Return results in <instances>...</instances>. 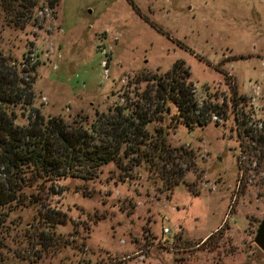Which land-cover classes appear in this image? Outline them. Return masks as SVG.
<instances>
[{
	"label": "rangeland",
	"instance_id": "obj_1",
	"mask_svg": "<svg viewBox=\"0 0 264 264\" xmlns=\"http://www.w3.org/2000/svg\"><path fill=\"white\" fill-rule=\"evenodd\" d=\"M21 24L0 3V52L39 60L33 106L46 117L93 122L111 113L114 91L145 88L136 82L166 76L179 60L200 103L216 92L230 100V83L247 103L245 116L227 104L219 123L171 128L168 142L195 162L168 166L162 180L147 165L126 173L115 164L95 180H61L49 207L66 223L33 247L17 245L15 230L4 264H264L254 241L264 219V0H58ZM181 169V184L168 189ZM36 213L19 210L8 223L30 227Z\"/></svg>",
	"mask_w": 264,
	"mask_h": 264
},
{
	"label": "trees",
	"instance_id": "obj_2",
	"mask_svg": "<svg viewBox=\"0 0 264 264\" xmlns=\"http://www.w3.org/2000/svg\"><path fill=\"white\" fill-rule=\"evenodd\" d=\"M57 1L0 0V3L13 21L24 26V21L29 23L44 3L54 8ZM38 20L35 16V21ZM30 54L24 53L19 60L0 52V264L8 261L6 239L15 230L21 238L15 240L17 245L27 240L33 247L46 231L66 223L64 211L49 207L50 197L61 194V180H95L109 164L126 173L147 165L151 173H162V180L171 171L168 166L176 168L181 160L195 162L192 150L173 147L168 142L171 128L184 124L195 129L208 125L214 117L219 123L217 120L229 114L227 104L237 117L246 114L239 105H246L247 98L237 97L233 83L230 87L234 95L230 100L225 97L220 102L218 92L206 90L210 98L200 103L189 69L179 60L166 76L154 75L136 82V85L147 83L145 88L128 86L122 92L114 91L118 98L111 113L98 114L93 122L83 115V121L67 123L62 116L46 117L33 106V85L40 62ZM18 108L28 119L26 125L16 122ZM172 174L167 183L170 190L181 184L183 170ZM193 185L189 183V190L200 193ZM31 207L37 213L30 227L21 220L8 223L14 213Z\"/></svg>",
	"mask_w": 264,
	"mask_h": 264
},
{
	"label": "water",
	"instance_id": "obj_3",
	"mask_svg": "<svg viewBox=\"0 0 264 264\" xmlns=\"http://www.w3.org/2000/svg\"><path fill=\"white\" fill-rule=\"evenodd\" d=\"M255 243L260 247V249L264 252V219L259 224L256 236L254 238Z\"/></svg>",
	"mask_w": 264,
	"mask_h": 264
},
{
	"label": "built area",
	"instance_id": "obj_4",
	"mask_svg": "<svg viewBox=\"0 0 264 264\" xmlns=\"http://www.w3.org/2000/svg\"><path fill=\"white\" fill-rule=\"evenodd\" d=\"M254 101L256 100L255 98H253ZM217 118V117H215ZM170 232V228L169 227H164V233L168 234Z\"/></svg>",
	"mask_w": 264,
	"mask_h": 264
}]
</instances>
